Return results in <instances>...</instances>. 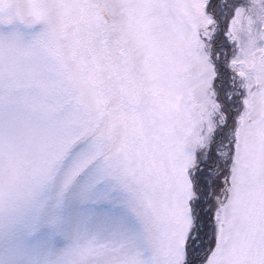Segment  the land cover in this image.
Instances as JSON below:
<instances>
[{"label": "snow or ice", "instance_id": "snow-or-ice-1", "mask_svg": "<svg viewBox=\"0 0 264 264\" xmlns=\"http://www.w3.org/2000/svg\"><path fill=\"white\" fill-rule=\"evenodd\" d=\"M66 169L81 264H264V0H0V182Z\"/></svg>", "mask_w": 264, "mask_h": 264}, {"label": "rangeland", "instance_id": "rangeland-1", "mask_svg": "<svg viewBox=\"0 0 264 264\" xmlns=\"http://www.w3.org/2000/svg\"><path fill=\"white\" fill-rule=\"evenodd\" d=\"M91 184L71 169L0 182V264H81L87 241L107 239Z\"/></svg>", "mask_w": 264, "mask_h": 264}]
</instances>
